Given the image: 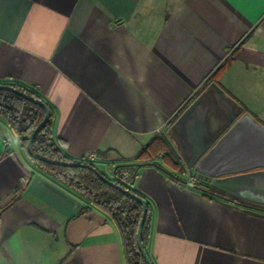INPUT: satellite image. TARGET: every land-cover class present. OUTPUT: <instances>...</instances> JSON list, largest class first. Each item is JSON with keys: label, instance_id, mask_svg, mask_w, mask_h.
<instances>
[{"label": "crops", "instance_id": "0c3cea01", "mask_svg": "<svg viewBox=\"0 0 264 264\" xmlns=\"http://www.w3.org/2000/svg\"><path fill=\"white\" fill-rule=\"evenodd\" d=\"M7 84L50 107L68 159L93 153L110 180L151 163L133 190L151 209L153 264H264V212L205 194L161 157L136 160L157 138L180 155L178 137L187 151L264 117V0H0ZM0 264H125L114 223L42 169L1 117Z\"/></svg>", "mask_w": 264, "mask_h": 264}, {"label": "trees", "instance_id": "16d2710c", "mask_svg": "<svg viewBox=\"0 0 264 264\" xmlns=\"http://www.w3.org/2000/svg\"><path fill=\"white\" fill-rule=\"evenodd\" d=\"M230 65L231 62L227 59L216 69L212 75V79L217 83V79L225 74ZM7 85L30 97L42 100L40 96L31 89H27L21 85ZM0 117L7 122L14 135L19 138L23 146L27 149L29 137L43 121L45 111L39 106L14 93L0 91ZM52 120L53 114L51 111V117L48 123L35 137L33 142V152L39 157L45 159L75 163V161L65 157L54 143L52 137ZM156 140L158 141H154L142 149L136 157V160L143 161L149 157H161L167 164L171 165L174 170L180 173H185L187 168L181 156L175 150L171 149L167 140L162 137L157 138ZM35 162L64 185L87 198L91 207L100 210L114 223L120 235L125 264H146L137 245V233L143 212L142 204L125 195L120 190L110 187L108 184L100 180L93 173V171L88 168L60 167L49 165L40 161ZM87 164L95 167L94 164ZM149 164L151 163H140L138 165L144 166ZM129 168H131L133 173H135L137 170V164L132 165ZM115 183L121 185L123 188L131 191L132 193L141 196L133 189H129L117 181H115ZM193 186L207 195L217 197L229 203L242 205L264 212V206L242 201L225 193L219 192L211 187L205 186L203 183H193ZM150 221L151 209L148 204V212L142 233V242L145 249L148 242Z\"/></svg>", "mask_w": 264, "mask_h": 264}, {"label": "water", "instance_id": "95a60500", "mask_svg": "<svg viewBox=\"0 0 264 264\" xmlns=\"http://www.w3.org/2000/svg\"><path fill=\"white\" fill-rule=\"evenodd\" d=\"M118 22L116 21L115 24ZM216 91H223L216 83L211 85ZM0 91L14 93L25 100L39 106L45 111V117L38 127L32 132L28 140L27 152L35 160L49 165L88 168L104 183L139 202L143 212L137 233V245L146 264H153L142 242V233L148 212L147 201L141 196L123 188L115 181L106 178L95 167L81 162L66 163L39 157L33 152V142L36 135L48 123L51 117L50 107L42 100L30 97L8 85H0ZM200 99L193 102L188 109L177 119L172 127L176 135V127L182 126L189 119L198 106ZM181 158L190 174L202 178L205 186L225 193L245 202L264 206V126L252 120L249 115L236 120L225 133L203 141L199 139L191 150L185 151L183 144L177 138ZM191 144V143H190ZM137 164V170L141 168ZM136 170V172H137ZM133 174V180L136 177Z\"/></svg>", "mask_w": 264, "mask_h": 264}, {"label": "built area", "instance_id": "2783aa9c", "mask_svg": "<svg viewBox=\"0 0 264 264\" xmlns=\"http://www.w3.org/2000/svg\"><path fill=\"white\" fill-rule=\"evenodd\" d=\"M96 160V155L91 153L86 157V159L82 162L84 163H91L93 164ZM133 170L131 168H117L114 171V181H117L118 183L126 186L129 189H133L134 186V180H133ZM197 175H191L189 178V182H196L198 181ZM200 179V178H199Z\"/></svg>", "mask_w": 264, "mask_h": 264}, {"label": "rangeland", "instance_id": "374dc122", "mask_svg": "<svg viewBox=\"0 0 264 264\" xmlns=\"http://www.w3.org/2000/svg\"><path fill=\"white\" fill-rule=\"evenodd\" d=\"M240 48H241V46H239V47H237L236 48V50L228 57V61H230L231 62V64L234 62V60H235V58H236V56H237V54H238V51L240 50ZM256 118H254V120L256 121V122H258V124H260V125H263L264 126V117H262V116H260V115H257L256 114ZM189 173V172H188ZM191 175H195V174H190L189 173V175H188V180H189V178H190V176ZM198 179V181H196L195 183H202V178H200L199 179V177L197 178Z\"/></svg>", "mask_w": 264, "mask_h": 264}, {"label": "flooded vegetation", "instance_id": "af4514ba", "mask_svg": "<svg viewBox=\"0 0 264 264\" xmlns=\"http://www.w3.org/2000/svg\"><path fill=\"white\" fill-rule=\"evenodd\" d=\"M253 204V203H252ZM257 205V204H256ZM261 206V205H260Z\"/></svg>", "mask_w": 264, "mask_h": 264}]
</instances>
